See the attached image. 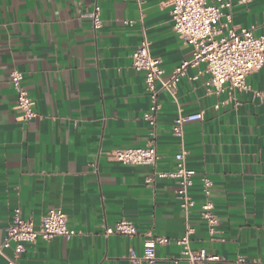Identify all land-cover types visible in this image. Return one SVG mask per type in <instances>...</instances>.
I'll return each instance as SVG.
<instances>
[{"label": "crops", "instance_id": "obj_1", "mask_svg": "<svg viewBox=\"0 0 264 264\" xmlns=\"http://www.w3.org/2000/svg\"><path fill=\"white\" fill-rule=\"evenodd\" d=\"M228 1L230 26L264 37V0ZM95 5L98 31L87 17ZM169 11L165 0H0V244L17 209L22 219L37 223L59 208L75 232L37 239L19 264H132L129 256L141 257L145 233L174 240L187 226L194 229L193 250L219 257L211 264H264V105L253 95L264 94L263 72L246 77L249 91L216 94L208 75L189 68L176 100L159 94L156 172L174 170L173 157L181 150L171 135L177 113H204L183 127L185 165L196 174L188 215L174 180L148 183L151 168L108 157L117 149L145 148L151 140L142 119L150 106L143 74L131 69L142 35L164 80L190 58L191 47L172 31ZM12 70L23 75L35 119L25 121L17 107ZM203 177L212 184L218 218L213 236L201 217ZM122 219L134 224L137 236L104 235L105 226ZM4 256L11 258L12 251ZM5 257L0 264H7ZM174 261L186 264L173 242L156 248L155 264Z\"/></svg>", "mask_w": 264, "mask_h": 264}, {"label": "built area", "instance_id": "obj_2", "mask_svg": "<svg viewBox=\"0 0 264 264\" xmlns=\"http://www.w3.org/2000/svg\"><path fill=\"white\" fill-rule=\"evenodd\" d=\"M165 6L170 11L172 31L180 41L191 47L189 59H185L174 69L167 80L162 78L163 69L159 59L150 54V42L143 34L140 43L131 55V69L143 74L144 91L150 100L148 111L143 115V121L149 127L150 142L145 148L117 149L108 153L112 162L133 167H149L152 174L147 182L155 178L171 179L176 182V198L180 208L186 216L194 206L189 195V188L193 184L195 172L188 170L185 165L186 152L183 149L184 124L203 119V112L184 115L177 113L171 128V135L175 138L181 150L174 155V170L168 173L156 172L159 156L156 151L155 130L157 115L160 110L158 96L161 92L167 93L176 100V89L180 80L185 76L187 69H197L198 76L205 74L209 79L207 86L214 88L216 94L223 92L233 93L250 90L246 77L255 72L264 73V37H257L253 29H235L231 27V8L228 0H165ZM227 11V12H226ZM92 21L94 31L102 28L100 8L95 5L87 15ZM224 19L223 24L220 23ZM132 24V23H126ZM203 67L199 71V67ZM196 79V78H194ZM23 75L17 70L9 73V82L16 90V104L24 120L37 118L33 111V101L22 86ZM261 105H264V94L253 92ZM218 109V105L214 106ZM203 194L205 202L201 206V217L205 221L211 236L216 234L218 218L214 212L211 197V182L203 177ZM194 229L187 226L183 237L170 239L167 237L153 236L150 232L143 235L142 255L136 258L132 253L129 259L132 264L143 261L155 264L156 248L164 247L173 242L180 250V257L186 264H211L219 262V257L210 255L205 249L193 250L190 246V235ZM75 232L67 228V217L59 208L49 209L37 223L20 217V211H14L6 235L0 244V257L4 251L10 249L12 257L6 258L7 264H19L20 255L27 245H32L37 239L49 241L55 237L69 238ZM104 235L122 236L133 238L138 235L134 224L126 219L116 222L113 226H105ZM243 258L238 263H243ZM177 262L174 261V264Z\"/></svg>", "mask_w": 264, "mask_h": 264}]
</instances>
